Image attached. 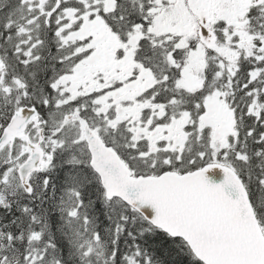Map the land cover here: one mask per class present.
<instances>
[{
  "label": "snow or ice",
  "instance_id": "1",
  "mask_svg": "<svg viewBox=\"0 0 264 264\" xmlns=\"http://www.w3.org/2000/svg\"><path fill=\"white\" fill-rule=\"evenodd\" d=\"M0 264H264V0H0Z\"/></svg>",
  "mask_w": 264,
  "mask_h": 264
}]
</instances>
